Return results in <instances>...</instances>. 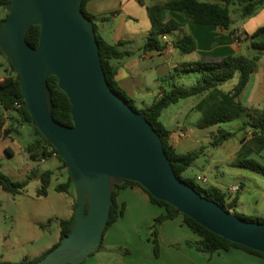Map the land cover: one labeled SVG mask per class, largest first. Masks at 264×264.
Segmentation results:
<instances>
[{"label":"water","instance_id":"1","mask_svg":"<svg viewBox=\"0 0 264 264\" xmlns=\"http://www.w3.org/2000/svg\"><path fill=\"white\" fill-rule=\"evenodd\" d=\"M81 3L8 0L0 25V50L18 73L20 98L32 124L63 160L76 193L69 233L44 256L25 264H80L98 250L112 185L122 180L138 182L208 230L264 253V222L243 219L180 180L152 124L112 90L94 23ZM32 25L40 27L36 47L25 40ZM50 75L68 97L71 125L52 116Z\"/></svg>","mask_w":264,"mask_h":264},{"label":"crops","instance_id":"2","mask_svg":"<svg viewBox=\"0 0 264 264\" xmlns=\"http://www.w3.org/2000/svg\"><path fill=\"white\" fill-rule=\"evenodd\" d=\"M165 1L85 0L87 10L97 18L98 31L101 36L110 43L123 42L120 49L130 52V55L123 59L114 61L117 65L114 78L118 86L134 101L135 106H139V109L152 103L163 89H169L172 80V69L175 70L181 64L188 62L185 60L169 61L171 55L180 53L173 46L174 36L178 35L179 32H174L171 40L167 35L169 43L160 51L145 48V39L152 26L147 6ZM166 15L187 27L186 31L193 35L197 42L195 51L209 52L210 58L207 59H217L236 52L241 53L240 49L243 45L246 48L249 47V41H234L227 31L217 26L193 22L186 12L169 11ZM100 17L106 19L100 21L98 19ZM262 25H264V5L254 16L246 19L243 26L238 29L250 34ZM183 29L182 31L186 32ZM164 57L165 60H163ZM261 58L262 63H259L258 70L251 75L240 95V100L244 105L255 108L264 106V56ZM3 77L4 75H0V79ZM167 79H170V81L166 83ZM199 99L200 96H196V100L180 113L184 119L192 114L196 119L199 117L194 110V106ZM168 107L162 111L159 120L170 131V144L177 152L199 149L201 146L199 141L192 137V134L195 133L192 128L187 127L185 122L179 125L180 120L175 114L172 116L171 114L164 115V111ZM0 114H2L0 117L1 168L4 171L5 164L9 169L16 171L25 167L23 179L14 180H28L25 190L15 194L17 197L16 236L21 242H35L44 235V232L55 227L58 230L57 238L59 239L60 220L67 219L72 214V203L75 198L74 187L67 186L64 192L56 190L55 186L57 184L66 181L64 170L59 169V162L56 157L53 155L45 159L37 158L40 144L32 129L27 124L20 122L14 111L2 110ZM172 118L176 122L173 129L167 123L171 122ZM195 124L197 125V122ZM232 125L230 131H237L240 121L235 120ZM179 132H183L184 135L180 136ZM243 136L249 138L250 132H238L235 136L239 141V145L232 153V163L234 165H236V154L241 145L240 139ZM207 144L210 145L209 142ZM262 154H264V148L259 155L255 156L262 157ZM251 156H254V154ZM46 170L52 172L50 183L46 194L39 196L37 195V190L41 185L39 173ZM185 171L183 175L191 177ZM251 178L256 180L254 177ZM31 182H35L33 190L28 189ZM235 183L240 184V191L230 197L231 201H235V205L232 207L234 211L239 204L243 205L244 199H249L250 196L248 198L245 196L246 193L251 195L248 186L240 179L234 180L229 185L224 186L223 189L216 187L214 184L208 186L216 187L227 195V188ZM258 197L264 198V192H259ZM116 200L123 207V214L104 232L101 246L124 248L127 264H264V258L250 254L240 248L231 247L227 250H218L212 253L186 248L184 244L186 240L195 241L199 238L184 224L180 215L158 224L154 234L151 226L154 219L164 210L157 204L152 203L147 192L140 186L127 185L120 188ZM259 200L254 199L253 202L258 203V205L250 208V217H262L261 215H253L262 212L259 208ZM154 238L157 239L159 245L158 255L154 253ZM57 241L51 243V245L43 246L40 254L49 250ZM0 256V261L10 262L3 259L4 255ZM24 258L27 257L24 256Z\"/></svg>","mask_w":264,"mask_h":264},{"label":"trees","instance_id":"3","mask_svg":"<svg viewBox=\"0 0 264 264\" xmlns=\"http://www.w3.org/2000/svg\"><path fill=\"white\" fill-rule=\"evenodd\" d=\"M8 0H0V8L5 9ZM264 5V0H166L162 3L147 6L151 21V30L145 39V48L148 50H162L164 43L160 36L179 32L174 36L173 46L181 53H191L197 49V42L189 33L182 31V24L176 19L166 15L169 11L186 12L191 20L197 24L217 26L228 32L234 41L247 39L249 47L255 50L252 56H248L239 52L231 53L217 59H198L196 61H188L175 68V73L171 74V82L169 89H163L159 96L149 105L144 108H137L134 101L118 86L115 80L117 65L114 61L123 59L130 55L129 51L120 49L123 42L110 43L106 41L98 31V25L95 22L96 16L91 14L86 6L85 0H82L81 10L83 14L94 23L95 39L98 44L101 64L106 80L113 91L121 96L135 110L143 113L148 122L152 124L154 129L160 135L163 149L167 155L176 176L193 186L202 196L209 200H213L220 204L225 210L229 211L226 204L225 194L216 187L202 188L195 184L192 177H185L183 172L202 154V147L197 150L187 152H177L169 142L170 131L161 123L159 117L162 111L171 104L177 103L181 99L190 96H200L199 101L194 106V110L200 113V118L197 121L199 128H206L213 125L222 124L234 120L240 121V126L237 131H230L218 127L216 134L212 138L210 145L219 146L226 140L235 137L238 132H250L249 138L243 136L240 139L241 145L236 154V165L249 170H252L264 177V164L253 158L251 155H259L264 148V106L255 108L244 105L240 100V95L245 89L251 75L259 68V60L264 54V25L258 27L252 33H246L238 28H232L234 20L231 17V11L238 12L240 18H247L255 14ZM7 17V11L3 17H0V25ZM104 21L105 17L98 18ZM40 36V27L32 25L28 29L25 40L32 46L36 47ZM0 56L6 61V64L1 63L5 75L0 79V107L3 111H14L19 121L27 124L33 131L34 135L40 144L37 158L45 159L55 156L59 162V169L64 170L66 181L55 186L58 191H65L67 186H73L69 172L64 166L63 160L58 156L56 149L43 137L39 130L32 124L30 115L25 109L24 102L20 98V86L18 81V73L11 62L4 56L0 50ZM191 72L198 74L196 81L191 86H182L175 81L174 76H179V73ZM227 82H232L230 88L225 89L223 85ZM47 84L51 91L53 118L63 124L71 125L72 118L70 113V103L66 94L59 88L57 78L50 75L47 78ZM22 103L20 108H15L14 102ZM2 114H0V117ZM6 133V131H4ZM32 157H34L32 155ZM52 172L49 170L39 173L41 185L37 190V195H45L49 186ZM28 180L18 181L12 179L1 168L0 161V189L11 193L18 194L25 190ZM127 185H137L143 188L138 182L131 180H122L118 183H113L110 199V211L105 226L104 232L108 227L115 222L123 214L121 207L116 200L118 190ZM144 189V188H143ZM75 190V189H74ZM145 190V189H144ZM145 192H147L145 190ZM152 203L163 208V213L154 219L152 224L153 233L156 232V227L161 222L172 219L177 215L182 216L184 224L198 236V240L185 241V247L202 252L212 253L218 250H227L231 247L240 248L250 254H254L264 258V253L248 248L239 243H235L224 237L208 230L192 218L177 212L176 208L171 204L156 199L147 192ZM76 205V193L72 203V214L67 219L60 220V236L56 246L62 236L69 233L71 225L74 222V208ZM235 201L229 203L230 207H234ZM86 211V206L85 209ZM237 214L236 211H232ZM238 215V214H237ZM240 216V215H238ZM246 220L264 222L263 217H241ZM154 253L158 255V241L153 239ZM101 247V245H100ZM99 247V248H100ZM49 249V250H50ZM49 250L44 252L40 257L33 260L24 258L17 264H25L38 260L44 256ZM0 264H12L10 262L0 261Z\"/></svg>","mask_w":264,"mask_h":264},{"label":"rangeland","instance_id":"4","mask_svg":"<svg viewBox=\"0 0 264 264\" xmlns=\"http://www.w3.org/2000/svg\"><path fill=\"white\" fill-rule=\"evenodd\" d=\"M6 10L0 8V17H3ZM253 14L252 16H254ZM250 16V17H252ZM231 17L234 19L233 24L231 25L232 28H240L243 26L244 21L247 18H239L238 12L232 10ZM97 23V21H95ZM183 30H187L186 26L182 25ZM186 33H189L186 31ZM190 34V33H189ZM169 40L173 39V33L167 34ZM193 36V35H192ZM194 38V37H193ZM243 42H247V39H243ZM242 41V40H241ZM239 41V42H241ZM242 54L252 56L255 53V50L251 47L246 48L243 45L240 49ZM264 56V55H263ZM262 56V57H263ZM202 58H210L209 52H202V51H194L191 53H178L176 55H171L169 61H196ZM166 58L164 57L163 60ZM1 63L6 64V61L3 57L0 56V75H5L4 69L1 66ZM259 63H262V58L259 60ZM172 73L176 74L175 70L172 69ZM175 81L182 85V86H191L195 83L196 77L198 74L191 73V72H183L179 73V76H174ZM170 81V79L166 80V83ZM231 82H227L224 84L223 88H229ZM196 100V95L187 97L185 99H181L175 104H171L166 111L165 114H171L178 117L180 120V124L182 125L184 122L187 127L192 128L195 133L192 134V137L199 141V145L203 147V153L200 154L197 159L190 165V167L185 171L186 174L190 175L193 178L195 184L199 185L202 188L208 187L210 184H214L216 187L223 189L224 186L229 185L236 179H240L251 191V195L247 193L245 196L249 199L243 202V205L240 204L236 208V213L240 215V217H250L249 211L251 207H255L258 203H254V199L260 201L259 208L261 209V213L253 214V215H261L264 216V198H259L258 193L264 192V177L259 175L258 173L246 169L241 168L232 163L233 155L232 153L238 147L239 141L236 137H232L222 145L219 146H212L208 145L207 143L212 141V138L217 132L218 127L223 129L231 130L232 124L234 121L225 122L218 125H213L206 128H199L195 123L200 118V113L195 110L196 114L199 117L196 119L195 116L192 114L187 117V119L180 115L183 110L190 105L193 101ZM137 108L139 106L136 105ZM0 109V113H1ZM163 119V117H162ZM170 128L175 127V120L172 118V121L167 122ZM170 123L172 124L170 126ZM260 163L264 164V154L262 157L260 156H252ZM4 172L8 174L12 179H23V173L25 172V167L19 170H11L8 166L4 165ZM64 172V171H63ZM65 173V172H64ZM197 175H204L207 178V182L203 183L198 181L195 177ZM246 175V178H245ZM251 177L256 178L253 179ZM20 181V180H19ZM35 186V182H31L28 185L29 190H33ZM253 197V198H252ZM259 198V199H258ZM16 200L17 197L12 195L11 193L0 189V255H4L3 259L9 260L12 264H17L21 261L24 256L27 257L28 260H33L37 257H40L42 254L41 249L43 246L51 245V243H55L57 241L58 230L54 227L52 229L47 230L44 232V235L35 242H21L19 238L16 236L15 227L17 226V210H16ZM249 201V202H248ZM228 208L230 212L234 211L232 207L229 206ZM1 257V256H0ZM127 258L125 255L124 248H106L105 246H101L90 254L82 263L80 264H127Z\"/></svg>","mask_w":264,"mask_h":264},{"label":"built area","instance_id":"5","mask_svg":"<svg viewBox=\"0 0 264 264\" xmlns=\"http://www.w3.org/2000/svg\"><path fill=\"white\" fill-rule=\"evenodd\" d=\"M160 38H161V40L164 42V43H166V44H168L169 43V41H168V39H167V34H163V35H161L160 36ZM16 109L17 108H20L21 106H22V103H20L19 101H15L14 102V105H13ZM179 135L180 136H183L184 134H183V132H179ZM198 181H201V182H203V183H206L207 182V178L204 176V175H197L196 177H195ZM240 191V184H238V183H235V184H232V185H230L228 188H227V195H225V200H226V204H229L230 203V197H231V195H233V194H236V193H238ZM226 196H228V198H226Z\"/></svg>","mask_w":264,"mask_h":264}]
</instances>
